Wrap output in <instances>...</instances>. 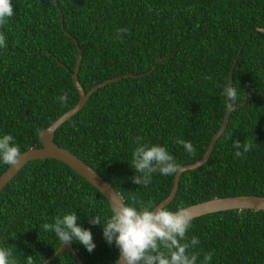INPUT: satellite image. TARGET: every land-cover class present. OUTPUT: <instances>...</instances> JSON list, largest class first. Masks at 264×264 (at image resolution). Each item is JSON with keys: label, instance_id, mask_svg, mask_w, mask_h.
Listing matches in <instances>:
<instances>
[{"label": "trees", "instance_id": "16d2710c", "mask_svg": "<svg viewBox=\"0 0 264 264\" xmlns=\"http://www.w3.org/2000/svg\"><path fill=\"white\" fill-rule=\"evenodd\" d=\"M13 0L14 16L0 28V136L11 134L21 152L41 146L40 130L73 107L79 95L72 82L77 49L82 48L78 80L84 91L100 87L83 108L62 123L54 141L89 164L120 194L158 204L170 192L173 175L154 173L147 186L136 174L134 138L165 146L180 166L202 157L225 109L223 90L233 71L238 105L200 167L184 171L166 205L175 210L214 197L264 196V0ZM117 28H128L123 40ZM245 40V41H244ZM244 41V44H243ZM241 45H243L241 47ZM160 59V60H159ZM210 76L211 79L205 77ZM240 88V89H239ZM63 92L69 99L62 105ZM177 138L191 141L189 154ZM253 148L235 158L233 141ZM9 165L0 162V174ZM104 196L65 163L30 160L0 191V246L11 247L18 264L32 256L41 264L61 244L44 223L74 211L78 224L93 233L89 253L70 244L86 264H115L119 249L103 237V226L89 219L111 215ZM188 237L200 243L190 251H213L210 264H264V210L232 209L195 217ZM47 264H79L69 251Z\"/></svg>", "mask_w": 264, "mask_h": 264}, {"label": "clouds", "instance_id": "9594fccd", "mask_svg": "<svg viewBox=\"0 0 264 264\" xmlns=\"http://www.w3.org/2000/svg\"><path fill=\"white\" fill-rule=\"evenodd\" d=\"M13 0H0V28H3L14 16ZM129 33L128 28H117L116 39L123 40V34ZM7 37L0 31V48L7 47ZM211 79L210 76L205 77ZM240 89V88H239ZM230 104L238 105V89L235 84L228 82L223 90ZM69 95L63 92L57 100L67 104ZM136 147L132 153V165L135 175L131 178L137 185L147 187L154 173L169 176L181 170L180 164L175 157L169 153L165 146L144 142L145 138L136 136L134 138ZM177 144L194 155L195 147L191 141L177 138ZM251 141H233L235 158L243 157L253 148ZM22 153L20 147L15 143L11 134L0 136V162L18 167L21 163ZM110 209L111 215L105 217L96 216L89 219L92 225L103 226V237L108 244H115L119 249V255L115 264H197L199 253L190 251L199 243V237H188L187 233L192 227L193 216L188 208L182 203L171 210L166 205H157L152 201L145 203L132 197V202L124 203L113 198ZM79 217L72 211L57 215L52 223H44L45 231H54L63 244H71L73 240L81 243L89 253L96 244L93 233L78 224ZM214 250L203 256L201 264H210ZM0 264H18L11 247L0 246ZM26 264H34L32 256L26 258Z\"/></svg>", "mask_w": 264, "mask_h": 264}, {"label": "water", "instance_id": "95a60500", "mask_svg": "<svg viewBox=\"0 0 264 264\" xmlns=\"http://www.w3.org/2000/svg\"><path fill=\"white\" fill-rule=\"evenodd\" d=\"M54 2H55L56 7L60 9L58 3L55 0ZM60 25L64 31V34L74 42L76 49H77V56L75 60L74 69L71 72V76H72V82L74 84V87L78 92L79 99L73 107L69 108L64 113H62L49 126L40 130L39 140L41 142V146L30 147L27 150L21 152L22 157H21L20 166L11 167L9 165L7 169L0 174V191L18 173V171L22 168V166L28 161L36 160V159L53 158V159H56L58 161L65 163L71 169H73L77 174H79L84 179H86L89 183H91L104 196V198L108 201L111 207L112 203L114 202L113 198L123 202V199L120 196V194L113 188L110 182L105 180L98 172H96L84 160L79 158L77 155L72 153L67 148L61 147L58 144H56L54 141L55 131L62 123H64L67 119H69L74 114H76L78 111H80L85 105L86 101L92 95V93L95 92L97 89L111 82L120 80L122 78L140 77L144 74H148L154 69L156 63L146 73H141V74L127 73V74H123L117 77H113V78L107 79L103 82L96 84L95 86L90 88L89 91L85 92L78 80V71H79V67H80V63L82 59V48L80 47L79 42L76 40V38L73 37L64 28L63 15L61 12H60ZM244 41H243V44H244ZM242 46L243 45H241V47ZM240 52H241V48L239 49L238 54L234 58L231 69L229 71L228 82H230V84L233 83V71L237 63V60L240 56ZM246 99H247V96H245L244 101L241 104L234 107L230 104V101L228 97L226 96V109H225L222 123L220 127L218 128V130L212 133V137L209 141V144L204 154L197 161L181 166V170L178 173L174 174L173 183H172V187L170 189L169 194L163 200H161L157 205L159 204H161L162 206L168 205L172 201V199L174 198L177 192L181 174L184 171L196 169L207 161V159L210 157L212 153V150L215 146L217 139L223 133V131L225 130L228 124L231 111L234 108H238L244 105L246 102ZM186 208L190 210L193 218L199 217L205 214L217 212V211L232 210V209L264 210V196L249 194V195L214 197V198H211L205 201H201V202L188 205L186 206ZM61 251H69L70 253H72V255L75 257V259L78 261L79 264H86L72 245H69V244L62 245V243L41 264L49 263Z\"/></svg>", "mask_w": 264, "mask_h": 264}]
</instances>
